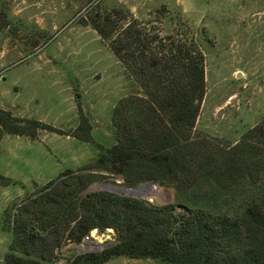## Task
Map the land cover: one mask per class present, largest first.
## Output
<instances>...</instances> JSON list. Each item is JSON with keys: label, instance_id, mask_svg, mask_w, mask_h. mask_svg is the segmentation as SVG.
<instances>
[{"label": "trees", "instance_id": "trees-1", "mask_svg": "<svg viewBox=\"0 0 264 264\" xmlns=\"http://www.w3.org/2000/svg\"><path fill=\"white\" fill-rule=\"evenodd\" d=\"M80 22L108 46L135 88L113 106L115 140L99 146L92 165L59 172L3 211L1 223L11 233L4 262L52 264L64 243H79L93 228H111L114 242L68 264H103L118 256L166 264H264V116L233 143L195 132L204 54L188 22L165 5L143 19L124 5L101 9L96 3ZM42 129L60 132L0 108V140L4 134L35 139ZM72 135L91 140L83 115ZM104 172L121 176L126 186H170L174 201L85 192ZM10 180L0 174L1 185Z\"/></svg>", "mask_w": 264, "mask_h": 264}, {"label": "rangeland", "instance_id": "rangeland-1", "mask_svg": "<svg viewBox=\"0 0 264 264\" xmlns=\"http://www.w3.org/2000/svg\"><path fill=\"white\" fill-rule=\"evenodd\" d=\"M96 3L101 9L124 5L143 19L165 5L172 16L188 22L204 54L197 134L233 143L264 116V0H0V108L60 131L42 129L35 139L4 134L0 140V174L11 179L0 184V264H7L3 255L11 241L1 223L3 211L13 210L59 172L92 165L99 146L115 140L113 106L135 88L108 46L80 22ZM162 24L171 26L167 17ZM80 115L90 125V141L72 135ZM104 175L91 185L126 186L121 176ZM149 186L152 197L146 200L174 201L172 187ZM93 229L88 235L98 233L97 240L101 233L107 235L106 228ZM79 243H64L52 264H68L79 253L98 251ZM103 264L166 263L118 256Z\"/></svg>", "mask_w": 264, "mask_h": 264}, {"label": "water", "instance_id": "water-1", "mask_svg": "<svg viewBox=\"0 0 264 264\" xmlns=\"http://www.w3.org/2000/svg\"><path fill=\"white\" fill-rule=\"evenodd\" d=\"M3 21H4L3 14L0 13V24H2ZM150 184L156 185V183H147V184L140 183L136 186H120L112 182L95 183L93 185H89L85 189V192H89L93 190H107L121 195H127V196L144 198V199H147L148 197L150 199L152 197V195L148 192V186Z\"/></svg>", "mask_w": 264, "mask_h": 264}, {"label": "built area", "instance_id": "built-area-1", "mask_svg": "<svg viewBox=\"0 0 264 264\" xmlns=\"http://www.w3.org/2000/svg\"><path fill=\"white\" fill-rule=\"evenodd\" d=\"M93 230L95 231L96 229H93ZM106 230H107V235L104 236V234L101 233L100 236L102 238L100 237L98 240H97V238H98L99 234L97 233L96 237H95V235H93V233L90 232V235L87 234L84 236V238L82 239L83 243L82 242L79 243V246H81L83 248H88V247L97 248L98 251L103 249L107 245L111 244L112 243L111 241L114 238V233H113L112 229L106 228ZM111 237H112V239H111ZM106 238H109V240H111V241H106ZM103 241H105V242H103Z\"/></svg>", "mask_w": 264, "mask_h": 264}, {"label": "bare ground", "instance_id": "bare-ground-1", "mask_svg": "<svg viewBox=\"0 0 264 264\" xmlns=\"http://www.w3.org/2000/svg\"><path fill=\"white\" fill-rule=\"evenodd\" d=\"M150 187H151V186H148V190H150ZM152 187H153V186H152ZM154 189H155V188H154ZM92 232H93V231H92ZM93 235H94V234H93ZM95 235H96V234H95ZM80 249H81V248H80Z\"/></svg>", "mask_w": 264, "mask_h": 264}, {"label": "crops", "instance_id": "crops-1", "mask_svg": "<svg viewBox=\"0 0 264 264\" xmlns=\"http://www.w3.org/2000/svg\"><path fill=\"white\" fill-rule=\"evenodd\" d=\"M56 262V261H55Z\"/></svg>", "mask_w": 264, "mask_h": 264}]
</instances>
